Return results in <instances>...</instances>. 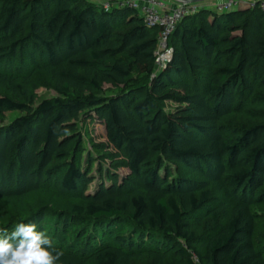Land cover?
Segmentation results:
<instances>
[{
    "label": "trees",
    "instance_id": "1",
    "mask_svg": "<svg viewBox=\"0 0 264 264\" xmlns=\"http://www.w3.org/2000/svg\"><path fill=\"white\" fill-rule=\"evenodd\" d=\"M158 34L129 8L105 11L91 0H0V62L27 54L28 69L47 76L59 96L34 106L33 94L17 89L24 77L0 67V87L16 98L0 96V117L21 113L0 127V202L21 203L43 191V178L53 172L60 189L77 194L72 213L94 226L69 247L53 243L62 252L57 264L143 258L142 264H194L189 251L200 264H264V250L253 243L251 211L256 193L264 195V122L232 135L220 124L236 99L252 96L264 80V13L255 4L243 12L201 9L184 17L160 70ZM135 75L148 83L137 85ZM104 84L120 93L98 96ZM164 102L175 107L165 111ZM88 109L103 121L129 170L122 183H102L91 193L88 172L79 166L76 123ZM169 163L198 177H170ZM126 219L138 230L135 240L121 234ZM205 219L210 226L198 237L194 228ZM42 220L36 214L27 222L43 229ZM70 227L64 216L61 229ZM144 232L161 237L150 241ZM48 236L54 242L56 231ZM164 242L179 246L171 252Z\"/></svg>",
    "mask_w": 264,
    "mask_h": 264
},
{
    "label": "rangeland",
    "instance_id": "2",
    "mask_svg": "<svg viewBox=\"0 0 264 264\" xmlns=\"http://www.w3.org/2000/svg\"><path fill=\"white\" fill-rule=\"evenodd\" d=\"M211 2V3H208ZM227 0H187L186 6L190 7V10H195L191 14L196 13L201 9L210 10L220 14L223 11H246L248 10L249 3L252 0H233L229 10H224L223 5ZM110 2V1H109ZM169 3H175L174 0H168ZM207 3V4H205ZM110 6L111 3H109ZM98 5V4H97ZM99 6L101 4L99 3ZM210 7V8H209ZM169 8V7H168ZM28 55L25 54L21 58L13 60L10 63L5 61L0 62V67L7 70L12 69L14 72L24 77V83L18 80L17 89L25 86L28 93H32L34 96V106H37L41 101L57 98L58 94L54 91V88L43 73L33 72L28 69L30 60ZM137 79V85L148 83L147 77H139L135 75ZM136 85V86H137ZM129 86H134L132 83ZM120 87H113L109 84H104L102 93L98 96L110 97L120 93ZM0 96H7L12 99H16L15 95L10 91L8 87H0ZM162 107L165 111L172 109L174 104L171 102H164ZM21 115L17 111L5 112L0 117V127L8 125L12 120ZM264 122V80L257 83V88L252 96H245L244 98H237L234 104L232 113L221 120L220 124L225 133L235 134L238 130L248 128L256 124ZM77 128L81 138V152L79 155V166L81 169L88 172L90 183L87 185V193L93 192L100 184L109 185L110 183H122V181L129 176V170L125 164V158L123 155L114 150L109 144L103 121L96 114L94 109H88L81 112L76 121ZM170 177L187 174L190 177H198L193 173H187L181 166L169 163L168 164ZM45 189L34 195H30L25 201L21 203L17 202H0V230L11 231L15 223L27 222L31 215L41 214L43 220L41 226L46 234H51L56 231V238L53 242L54 246H60L63 243V247H69L74 244L77 239L81 237L83 233L90 231L93 228V220L85 216H76L72 213L71 208L74 204L80 203L78 196L68 195L58 185V176L55 172L51 173L47 178H43ZM212 196L218 195L211 188ZM258 201L252 206L251 211L255 218V227L253 234V243L256 247H260L264 250V195L256 193ZM66 216L71 223V227L68 231L61 229L62 219ZM56 222L58 228L56 229ZM210 226L208 219L202 221V224L198 228H194L196 236L205 232ZM56 229V230H55ZM133 224L129 220H125L121 224V234L125 237H130L135 234L134 240L137 238L138 230H136ZM65 233V234H64ZM147 236H150V241L154 238H160L156 232H144ZM86 235V234H85ZM65 239V241H64ZM84 237L81 238L82 241ZM166 245H170L167 242ZM186 245L181 242V246ZM179 243L169 246L170 251L173 252L177 249ZM197 251H200L199 244L193 245ZM190 255L192 253L189 251ZM145 258L134 261V264H142L145 262ZM87 264H94L89 261Z\"/></svg>",
    "mask_w": 264,
    "mask_h": 264
},
{
    "label": "built area",
    "instance_id": "3",
    "mask_svg": "<svg viewBox=\"0 0 264 264\" xmlns=\"http://www.w3.org/2000/svg\"><path fill=\"white\" fill-rule=\"evenodd\" d=\"M163 0H118L116 1L117 8H129L136 10L142 17L144 24L148 28L156 27L159 29L157 49L155 52V68L156 70L163 69L170 61L173 49L168 45V39L175 26L184 17L188 16L195 10H190L186 6L187 0H174L175 5L165 8ZM233 0H227L223 5L224 10H229ZM110 2L105 0L101 6L106 11L110 8ZM257 4L261 12L264 13V0H255L249 4V7H254ZM192 253V252H191ZM194 264H200L198 258L192 253Z\"/></svg>",
    "mask_w": 264,
    "mask_h": 264
},
{
    "label": "clouds",
    "instance_id": "4",
    "mask_svg": "<svg viewBox=\"0 0 264 264\" xmlns=\"http://www.w3.org/2000/svg\"><path fill=\"white\" fill-rule=\"evenodd\" d=\"M62 252L43 229L31 221L0 230V264H57Z\"/></svg>",
    "mask_w": 264,
    "mask_h": 264
},
{
    "label": "crops",
    "instance_id": "5",
    "mask_svg": "<svg viewBox=\"0 0 264 264\" xmlns=\"http://www.w3.org/2000/svg\"><path fill=\"white\" fill-rule=\"evenodd\" d=\"M91 1L99 5V3L102 4L105 0H91ZM108 1H110L111 5H112L111 7H116V4H115V3H116V1H118V0H108ZM189 1H190V0H189ZM191 1H192V0H191ZM253 2H255V0L250 1L249 4H251V3H253ZM162 3H163V6H164L165 8H168V7H171V6L175 5V3H169L168 0H163ZM208 3H211V2L208 1ZM205 4H207V3H205ZM209 8H210V7H209Z\"/></svg>",
    "mask_w": 264,
    "mask_h": 264
}]
</instances>
